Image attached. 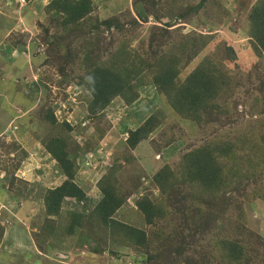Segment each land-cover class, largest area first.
<instances>
[{
  "label": "trees",
  "instance_id": "1",
  "mask_svg": "<svg viewBox=\"0 0 264 264\" xmlns=\"http://www.w3.org/2000/svg\"><path fill=\"white\" fill-rule=\"evenodd\" d=\"M30 1L24 0L25 6L22 5L20 11L26 7L29 19L41 21L38 22L40 33H34L33 26L28 25L31 32L22 31L17 38L3 41L7 55L0 51L16 66L12 68V80L15 75L25 78L24 73L29 70L32 72L28 76L33 73L36 79L38 69L33 67V62L32 67L23 63L24 58L20 54H25L28 45L20 43V39L31 43L38 40L40 47L37 53L40 51V56H45L42 65L55 64L58 68V86L77 85L88 92L90 99L86 113L90 118L97 117L100 122V115L114 101L132 107L139 100L138 89L146 73L151 77L155 90L166 99L177 116L207 132L198 146L182 154L175 167L163 163L152 175L150 181L160 194L158 199L147 193L137 195L134 211L149 227L146 230L115 218L119 211L129 207L127 200L132 195L119 184L117 174L122 167L118 164H113L100 177L98 190L101 199L88 209L90 202L86 193L75 182V160L80 152L87 153L92 149V138L80 145L73 138L74 127L66 120L58 121L48 102L43 109L38 110L39 105L34 106L30 112L35 114L38 110L35 117L39 116L40 123L49 129L47 134L37 135L36 140L43 142L49 158L56 163L65 179L58 187L43 192L45 219L33 233L39 254H32V259H41L39 264H71L66 259L57 262V248L67 237L78 234L77 245L82 248H87L89 241L128 248L143 255L144 264H254L253 259L259 256L258 249L264 251V241L261 243L259 237L257 241L255 233L248 229L243 207L244 203L256 200L264 203V115L260 119L256 117L243 129L225 131L231 109L229 101H235L234 90L241 84L240 78L232 77L233 73L224 67V62H216L212 56L196 63L181 78L182 71L213 42V35L199 34L195 29L181 34L180 27L174 22L173 25L169 23L182 21L190 25L200 8L218 6L217 0H200L192 7L178 0H141L140 8L135 0L136 15L127 10L122 21L92 16V0H50L42 6L38 4V8L35 4L31 6ZM257 3L246 17L250 23L247 38L253 54L260 59L264 54V0ZM15 4L19 6L17 2ZM142 4L146 8L141 7ZM149 14L158 25L154 24L147 42L139 46V51L128 50L127 40L139 28L137 18L147 19ZM45 16L47 21H42ZM162 18L169 21L162 24ZM113 27L114 34L122 37L123 41L114 51L103 54L102 30L108 31ZM50 28L54 29L53 33H50ZM224 48L228 47L224 45ZM13 49L18 51L20 60L11 57ZM230 52L225 55L226 59L234 62V52L232 49ZM3 76L0 69L1 80ZM12 80L4 79L0 92V101L9 107H12L10 101L22 87L15 81L9 93L6 85ZM260 88L259 85L258 90ZM22 92L24 97L26 92ZM259 100L256 97L251 106L255 116L262 112L257 107ZM28 113L24 115L28 117ZM29 120L33 127L36 119ZM159 127L160 119L155 115L149 116L137 128L127 130L125 145L130 150L136 149ZM101 128L95 122L99 138L105 133L102 124ZM0 138L5 139V136ZM10 145L15 146V143L0 144V180L4 189L0 194V242L7 227L4 223L6 218L17 217L23 221L31 217L26 204L16 209L19 200L21 204L28 202L27 196L21 189L14 194L11 188L16 180L14 170L19 165L12 167L1 158V152L6 155ZM240 187L244 191L243 198ZM65 198L70 199L71 204L66 213L67 226L59 231L53 218L61 214V209L68 207L64 206L69 203H64ZM129 210L133 209L129 207ZM100 229L105 238L97 236ZM93 234L97 237L94 238ZM96 248L92 247V250L95 252ZM46 252H55V255H46Z\"/></svg>",
  "mask_w": 264,
  "mask_h": 264
},
{
  "label": "rangeland",
  "instance_id": "2",
  "mask_svg": "<svg viewBox=\"0 0 264 264\" xmlns=\"http://www.w3.org/2000/svg\"><path fill=\"white\" fill-rule=\"evenodd\" d=\"M49 1L50 0H32L30 2L31 6L35 4L38 8V4L42 6ZM92 1L94 9L91 15L101 20L119 18V20L122 21L124 19V13L127 10L130 11L131 15H136V6H134L135 0ZM137 1L140 8L142 2L141 0ZM178 1H184L186 5L192 7L200 0ZM15 2L19 4V8ZM217 2L218 6L211 5L207 7L206 5L204 7H207L206 9L200 8L198 15L194 17L196 19L193 20L190 25L182 21H171L169 23L172 24L174 22L173 24L180 27L181 29L178 30L181 34H187L195 29L199 34L204 33L213 35V42L195 61L182 71L181 78L189 73L196 63L201 62L209 56H212L215 61L217 60L216 62H224V67L228 68L230 73H233L232 77L240 78L241 84L234 90L235 96L233 100L235 101H229L231 109L227 124H225V131L231 130L234 132L236 129L247 127L256 117L260 119V117L264 115V54L260 59L255 57L250 48L249 39L247 38L250 23L246 17L252 11L251 5L255 0H217ZM22 3H20V0H0V29L2 30L0 31V51L6 55L7 50H5L3 40L9 28L15 24L13 20L19 17H21V21L23 18H25L26 21L30 20L26 15V7L25 10L20 11V7H22L25 2ZM2 6L6 8L3 7L1 10ZM141 7L146 8V5L142 4ZM221 7L223 9L219 10ZM20 13H22V15ZM199 18L201 19L200 21ZM137 20H139V28L131 38L127 40L126 47L130 51H139V46H141V44L145 45L154 24H156L150 14L147 15V19L137 18ZM42 21H47L46 16L42 18ZM168 21V19L162 18L161 23L163 24ZM30 23L31 21H29L28 25H30ZM193 25L196 27L194 28ZM33 26L39 34V27L34 24ZM24 29L25 27L22 30ZM53 30V28H50V33H53ZM114 32L115 27L108 31L105 29L102 30L103 54L114 51L122 43V37H117ZM10 37L11 39H15L18 36L11 34L9 38ZM34 38H38V36ZM20 41L18 40V42L24 43L30 48L29 55H20L24 58L23 63L26 62V64L32 67L31 63L33 62V67H37L36 79L38 80V86L36 82L28 76L32 70H29L28 73L25 72V78L23 79L20 75L17 76L14 74L16 78L12 80L11 60H9L8 65L7 60L0 59V69L4 72V79L10 78V80H12V82L6 85L9 93H11L15 81L21 83L20 85L22 86L20 89L21 92L17 93L16 97L10 101L12 107L4 105L0 101V130L4 128V130L12 132L13 127H16L14 133L10 134L7 132L6 134L8 137L2 140L0 138V144L3 143L7 145L15 143V146L10 145V147H8L9 151L6 155L1 152V158L6 160V163L12 167H15L16 164L19 165V168L14 170L13 176L16 180L13 181L11 188L14 194L17 189H21L27 196L28 202L32 203L29 209L31 217L23 221L17 217L11 216L5 219L4 223L6 226L12 228V230L15 229L12 244L16 246L21 244L25 251L22 254L15 251H12V254L0 253V264H39L42 262L39 258L32 259L31 253H29L27 249V247L31 248V243L28 241L29 238L27 234L30 233L35 243L33 233L38 231L39 225H41V222L45 219L44 205L42 204L43 192L47 189L57 187L64 180L56 163L49 158L50 155L45 151L43 142L36 140L37 135L40 134L42 136L49 132V129H46L47 126L40 123L39 116L35 117L39 109L47 107V105L44 106L47 102L52 107L58 121L68 120L74 127L72 135L77 143L82 145L85 141L92 138V149L87 153L80 152L75 160L77 168L75 182L81 186L86 193V198L90 202L88 209L94 207L101 199V193L98 190V180L108 168H111L113 164H118L122 167L117 174L119 184L124 191H128L132 194L128 197L127 204L133 210H129V207L123 208L115 215V218L136 227L146 230L149 229V227L144 224L140 215L134 211V201L138 197L137 195L147 193L152 195L153 198L158 199L160 194L154 189L150 181L152 175L163 163L175 167L182 154L186 150L198 146L207 135V132L199 130L194 123L182 120L177 116L167 105L166 99L155 90L150 81L151 77L145 73L140 88L138 89L140 94L139 100L136 101L132 107H127L118 101H114L113 105L104 110L100 115L99 119L101 120L100 122L105 133L104 136L99 138V133L97 134L95 130V122L101 128L100 122L97 121V117L90 118L86 113V104L90 99L88 92L77 85L58 86L59 84H57V81L60 78L57 73L58 68L54 66L55 64L48 65L47 63L42 65L45 56H40V51V53H37V49L40 47H38V44L40 42L34 40L31 43L29 40L25 39H20ZM224 45L228 48H224ZM230 49L233 50L235 55L234 62L227 60L225 56L229 53L231 54ZM13 54L14 56L18 55L16 52H13ZM18 59L20 60L21 58ZM12 62L15 61L12 60ZM235 73L237 75H235ZM32 75L33 73L31 76ZM259 85L262 87L260 90H258ZM1 88L2 80L0 77V92ZM23 90L26 92L24 97ZM74 93H76V102H72ZM12 95H14V92H12ZM256 97L260 98L257 107L262 112H257L255 116V114L252 113L253 110H251V106ZM27 99H29V101H27ZM36 105H39L37 108L38 110L35 111V114L32 112V116L30 111ZM26 110L29 112H27L29 118L36 119L32 124L33 127L29 125L30 120L24 114L21 115L20 120L14 122V119L19 114L18 112L21 111V113H26ZM151 115H155L160 119V127L151 134L146 141L140 143L136 149H128L124 139L127 130L137 128L141 122ZM263 121L264 119H262V122ZM26 125L27 128L25 127ZM10 153L11 155H9ZM12 155L15 156V159H13ZM37 170H40V172H37ZM262 178L264 180V168L262 170ZM2 187L1 183L0 194L4 191ZM242 189L243 188L240 187L241 198H243L242 193L244 192ZM9 193L6 195L8 196ZM7 196L4 198L6 199ZM68 201V204H64V206L68 205V207L61 209V214L53 218L56 221L59 231L64 230L67 226L66 213L67 210L70 209L71 200ZM64 203H66V200H64ZM17 206L21 207L22 204L17 203ZM243 209L245 210L248 229L255 233L257 241L259 237L262 243V241H264V203L259 200L253 201L250 204L244 203ZM86 230L85 228V231ZM77 235L78 234L73 237H67L66 241L60 244L59 249L57 248L59 252L56 254L57 262L60 259V262L66 259L65 261L71 264H144L142 262V257L144 256L128 248L90 241L87 248H82V246L77 245ZM97 236L99 238H105L101 229L97 233ZM97 236L93 234L94 238ZM5 238H7V236ZM92 247H97V250L94 252ZM47 253L48 255L50 253L55 255V252H46V255ZM263 254L264 251L259 248V256L253 259V263L264 264L262 261ZM49 260H51V262H56L53 259Z\"/></svg>",
  "mask_w": 264,
  "mask_h": 264
},
{
  "label": "crops",
  "instance_id": "3",
  "mask_svg": "<svg viewBox=\"0 0 264 264\" xmlns=\"http://www.w3.org/2000/svg\"><path fill=\"white\" fill-rule=\"evenodd\" d=\"M25 20L22 19V21H21V17L19 19L17 18L16 20H14L15 21V24L11 28H9V30L5 34V39L4 40H6L7 38H9V36L11 34H14V35L18 36V33H22V31H24V32H26V31L31 32L30 28L28 27V24H29V21H31L30 25H33L34 21H32L31 19L29 21H25ZM24 27H25V29L22 30ZM1 60H5V58L4 57H1ZM2 79L4 80V76H3ZM2 132H4V130ZM2 132L0 133V136L2 135ZM29 158H31V157H29ZM19 203H21V200H19ZM25 204L28 206V209H30V206H31L32 203H29V202L24 201V203L22 204V206L25 205ZM18 208L19 207H17L16 209L18 210ZM14 216H16V215L14 214ZM14 230H12V228H9V227H6L5 228V232H4L3 238H2V240L0 242V253L1 254H3V253L12 254V251H15V252H18V253H21L22 254L25 251V249L22 247L21 244H19L18 246L12 244V242H13V236H14ZM6 236H7V238H5ZM27 237L29 238L28 241H30V243H31V248L27 247V249H29V251L32 252L31 254H39V252H37V250H36V248H35V246L33 244V241L31 239L30 233L27 234Z\"/></svg>",
  "mask_w": 264,
  "mask_h": 264
},
{
  "label": "clouds",
  "instance_id": "4",
  "mask_svg": "<svg viewBox=\"0 0 264 264\" xmlns=\"http://www.w3.org/2000/svg\"><path fill=\"white\" fill-rule=\"evenodd\" d=\"M259 0H255V2L251 5V8L253 9V7L254 6H257L258 5V2ZM24 3V0H20V3ZM22 3V4H23ZM24 6H25V4H24ZM4 7V6H3ZM2 10V9H1ZM251 13V12H250ZM249 13V14H250ZM20 18V17H19ZM32 21H34V25H36V26H38V22H41V21H36V20H34V19H31ZM33 26V25H32ZM33 29L35 30V32L38 34V32H37V30L34 28V26H33ZM32 35H33V33H31ZM4 41V40H3ZM29 51H30V49L27 47L26 48V52H25V54L24 55H29ZM13 52H16V53H18V51H16L15 49H13V51L11 52V57L12 58H14V59H16V58H18V55L17 56H14V54H13ZM19 54V53H18ZM1 57H4L5 58V60H7V57H5V56H2L1 55ZM1 57H0V59H1ZM7 63H8V65H9V61L7 60ZM10 65L12 66V68L13 67H16L15 65H13L11 62H10ZM12 68H11V72L13 73V70H12ZM31 78H32V80L33 81H35L36 82V85L38 86V81L35 79V75H33V76H30ZM36 87V86H35ZM75 95H76V93H74V97H73V99H72V102H76V99H75ZM33 110V109H32ZM31 110V111H32ZM19 114H18V116L14 119V122L15 121H18V120H20V118H21V115L22 114H25V113H21V111L20 112H18ZM27 113V112H26ZM68 123H70L68 120H66ZM11 122H12V120H11ZM10 127V126H9ZM15 129H16V127H13V129H12V132L11 131H9V130H4V132H2V135L1 136H5V137H8V135L6 134L7 132L8 133H10V134H12V133H14L15 132ZM126 134V133H125ZM126 136H127V134L125 135V137H124V139L126 138ZM40 169V168H39ZM38 171V170H37ZM2 174V173H1ZM2 176V175H1ZM65 179V178H64ZM62 184V183H61ZM60 184V185H61ZM59 186V185H58ZM57 186V187H58ZM55 188V187H54ZM65 200H66V203L67 202H69L68 200H70V199H68V198H65ZM32 227V226H31ZM3 235H4V233H3ZM32 239V238H31ZM32 241H33V239H32ZM33 244H34V246H35V248H36V250H37V252H38V249H37V246H36V244L34 243V241H33ZM34 248V249H35ZM28 251H29V249H28ZM29 253H32L31 251H29ZM28 254V253H27ZM30 255H32V254H30Z\"/></svg>",
  "mask_w": 264,
  "mask_h": 264
}]
</instances>
